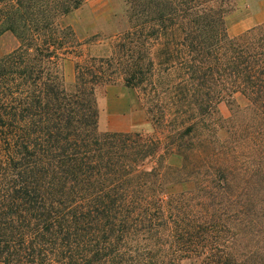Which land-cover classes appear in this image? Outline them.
I'll use <instances>...</instances> for the list:
<instances>
[{"label": "trees", "instance_id": "trees-1", "mask_svg": "<svg viewBox=\"0 0 264 264\" xmlns=\"http://www.w3.org/2000/svg\"><path fill=\"white\" fill-rule=\"evenodd\" d=\"M237 1L114 0L126 25L81 39L86 0H0V264H264V22L231 35ZM103 84L152 131L102 132Z\"/></svg>", "mask_w": 264, "mask_h": 264}, {"label": "rangeland", "instance_id": "rangeland-1", "mask_svg": "<svg viewBox=\"0 0 264 264\" xmlns=\"http://www.w3.org/2000/svg\"><path fill=\"white\" fill-rule=\"evenodd\" d=\"M122 2L114 0H86L72 12L66 22L72 25L81 39L93 34L109 35L126 25L121 12ZM264 22V0H238L236 9L227 16V26L231 35H237L255 25ZM19 46L17 36L8 31L0 36V57ZM93 49V48H91ZM75 62L71 57L64 63V72L69 89L75 84ZM97 99L100 110L99 129L102 132L129 130L152 131L149 120L138 94L122 84H103L97 87ZM235 104L245 107L249 104L247 97L238 92L234 96ZM221 115L227 119L231 116L230 105L226 101L219 104ZM228 135L225 123L218 128V136L225 139ZM196 258L187 259L183 264H200Z\"/></svg>", "mask_w": 264, "mask_h": 264}]
</instances>
